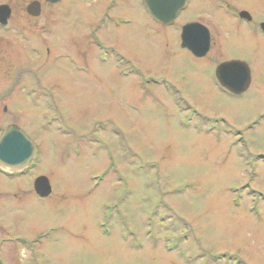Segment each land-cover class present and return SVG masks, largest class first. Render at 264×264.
Wrapping results in <instances>:
<instances>
[{"label":"rangeland","instance_id":"obj_1","mask_svg":"<svg viewBox=\"0 0 264 264\" xmlns=\"http://www.w3.org/2000/svg\"><path fill=\"white\" fill-rule=\"evenodd\" d=\"M32 1L0 0L11 11L0 26V130L16 124L38 147L25 173L0 175V233L60 226L44 241L61 244L44 248L41 264H264V39L222 10L259 22L264 0H190L168 28L141 0H117L129 23L99 35L124 48L138 78L84 56L107 0H37L38 16L26 12ZM192 20L213 33L205 58L179 45V26ZM230 57L250 67L242 96L214 80ZM167 81L189 109L172 102ZM206 117L225 123L191 129ZM41 175L51 186L43 201L33 191Z\"/></svg>","mask_w":264,"mask_h":264},{"label":"flooded vegetation","instance_id":"obj_2","mask_svg":"<svg viewBox=\"0 0 264 264\" xmlns=\"http://www.w3.org/2000/svg\"><path fill=\"white\" fill-rule=\"evenodd\" d=\"M43 4H51V5H59L63 0H58L55 3H49L44 0H41ZM189 1L187 0L185 7L177 14V16L173 19V21L170 24H162L157 22L152 18V16L146 11L145 6L143 5V8L149 18L153 20L154 23L163 25L168 27H175L176 26V19L179 17L181 12L186 10L189 5ZM216 7L217 8H223L220 2L216 1ZM41 3H40V10H41ZM225 5V9H222L223 12L230 17H234L237 20H239L240 23L245 22L247 25V30L252 34H260V36L264 39V31L261 28V24L264 23V20H260L259 22L254 21V17L251 12L245 9H236V8H231L230 6ZM119 7V1L117 0H107L103 9L100 10V14L98 17L95 19L94 23H90L88 25L87 31H86V40H88V47L89 50L88 52H84L86 58L93 57L95 58V61L101 64H111L113 65L112 72L116 75L117 78H128L130 76L133 77H139L142 75L143 71L140 72V66L138 64H135L132 59H130L127 54L123 51L124 48H120L117 43L115 42H110L113 40V37L109 39L108 41H104L102 37H100V32L104 31L106 29H111L112 30V36H114L115 32L120 29L121 25H124L125 23H129L128 21L123 22L122 19V14H116L115 9ZM245 11L248 14V17H240L239 13ZM190 22H197L202 25H204L208 31H209V48L208 51L205 53V55L198 57L195 56L191 51H189L187 48H184L181 46V30L182 27ZM179 45L181 48L186 50L188 53H190L194 58L200 59V58H205L209 51L211 50V47L213 45V40H212V32L210 31V28L205 25L204 23L197 21V20H192V21H186L184 22L181 26H179ZM222 46V44H220ZM222 51V49H220ZM94 52V55L92 56V53ZM92 59V58H91ZM229 60H241L244 61L240 58H234L230 57L228 59H222L216 63V66L214 68V80L218 86V89L220 92L230 95V96H242L249 88L245 91H243L240 94H236L231 92L229 89L224 87L223 85L220 84L217 74H216V68L217 66L224 62V61H229ZM245 62V61H244ZM246 63V62H245ZM247 64V63H246ZM248 65V64H247ZM249 66V65H248ZM250 70V67H249ZM250 83H251V74H250ZM249 83V85H250ZM165 88L167 89V95L171 96L172 102L175 105H186V109H189V106L184 102L185 98L180 94L179 90L175 88V86L170 83L169 81L166 82ZM264 112V111H263ZM197 116V114H195ZM264 119V113L261 115V120ZM225 123L224 119H211V118H198L197 120V126L192 127L191 129L195 132H204V133H210L214 131V123ZM260 121L253 122L249 126H247L246 129H252L254 128L257 124H259ZM224 130L227 133H233V130L230 129L229 127L224 128ZM1 131V130H0ZM24 172L21 173H10L7 171H4L0 169V175L4 177L5 179H12L14 177L22 175ZM6 189V186H5ZM34 191V190H33ZM34 195L36 198L40 201L45 200L47 197H39L35 192ZM61 227L60 226H55L51 225L48 226L47 229L37 232L32 236H27L25 237L23 233H0V264H41L40 262V256L43 253L44 248H54L58 247L61 242L58 244L57 240H50L49 242H45L44 240L50 238L51 234H56L60 232ZM4 249H12L13 250V262H8L5 257L3 250ZM11 250V251H12Z\"/></svg>","mask_w":264,"mask_h":264},{"label":"water","instance_id":"obj_3","mask_svg":"<svg viewBox=\"0 0 264 264\" xmlns=\"http://www.w3.org/2000/svg\"><path fill=\"white\" fill-rule=\"evenodd\" d=\"M54 3L58 0H44ZM187 0H142L146 11L154 20L162 24H170L177 14L185 7ZM26 12L31 16L40 14V3L37 0L26 6ZM10 8L6 4L0 5V24L6 25L10 17ZM240 17H248L245 11ZM264 31V23L261 24ZM181 46L187 48L195 56L205 55L209 48V31L197 22L185 24L181 30ZM216 74L221 85L231 92L240 94L250 83L249 66L241 60H229L220 63ZM37 147L33 140L16 124L5 126L0 132V169L8 172H20L35 159ZM33 187L39 197H46L51 192V186L46 176L34 179Z\"/></svg>","mask_w":264,"mask_h":264}]
</instances>
